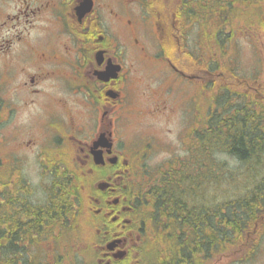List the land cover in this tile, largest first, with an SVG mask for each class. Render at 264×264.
Wrapping results in <instances>:
<instances>
[{"label":"flooded vegetation","instance_id":"obj_1","mask_svg":"<svg viewBox=\"0 0 264 264\" xmlns=\"http://www.w3.org/2000/svg\"><path fill=\"white\" fill-rule=\"evenodd\" d=\"M176 2L180 13L171 0H0V235L22 236L13 246L23 250L0 240V264H63L59 241L47 240L49 213L40 210L63 171L69 182L91 176L92 264H141V234L128 229L133 207L120 202V190L150 173L147 158L163 144L146 136L128 153V128L141 135L139 124L177 118L185 150L195 118L206 115L207 55L199 52L190 69L188 1ZM262 85L246 93L262 97ZM101 180L104 190L95 187ZM60 222L48 226L56 237Z\"/></svg>","mask_w":264,"mask_h":264},{"label":"trees","instance_id":"obj_2","mask_svg":"<svg viewBox=\"0 0 264 264\" xmlns=\"http://www.w3.org/2000/svg\"><path fill=\"white\" fill-rule=\"evenodd\" d=\"M187 1L185 13L196 16L193 9L206 10L197 19L223 28L238 5L264 7V0H209L214 5H207V0ZM171 3L180 13L179 3ZM195 51H190L189 65L194 71L200 62ZM213 54L208 53L203 65L205 102L208 98L205 121L199 123L195 118L199 128L191 130L183 155L154 169L155 182L143 177L120 190L121 198L125 197L120 202L133 207L128 229L141 234V264H209L236 248L249 252L252 237L264 233V95L238 92L243 85L236 81L241 77L236 66L222 68ZM66 173H57L59 178L40 208L49 213L47 239H56L48 227L55 219L66 222L68 217L83 214L93 223V246L97 226L88 205L94 189L84 185L80 175L66 181ZM207 189L218 199L206 201ZM21 237L0 235V240L12 245L16 254L23 252L13 246Z\"/></svg>","mask_w":264,"mask_h":264},{"label":"rangeland","instance_id":"obj_3","mask_svg":"<svg viewBox=\"0 0 264 264\" xmlns=\"http://www.w3.org/2000/svg\"><path fill=\"white\" fill-rule=\"evenodd\" d=\"M207 1V5H214L213 2L210 3L209 0ZM216 2L218 4V1ZM193 11L196 16H190L191 23L188 27L187 39L190 50L193 51L197 49L195 51L197 55L199 52L204 53L203 55L207 54L204 50H200L199 39H201L208 53L210 55L214 53L213 57L217 58L222 68L236 66V71L241 76L238 80L236 79V81L240 84L244 79L243 76L249 80L256 78L253 79L247 87L245 85L241 89L238 88V92L246 93L251 87H255L256 83H264V7L238 5L231 17L228 18L227 25H225L224 28L220 24H208L209 22L204 21V19L199 21L197 15L198 17L201 16L203 11L196 8L193 9ZM206 12L205 10L204 13L206 14ZM210 25L212 27H210ZM218 32L220 33V39H217L215 36ZM212 44L214 50L209 51V46L212 49ZM142 69L144 80L145 74L148 73V71L145 65L142 66ZM251 74H253V77ZM261 90L264 94V84L261 86ZM249 91L252 92L251 89ZM190 94L196 95V100L191 101V107L194 106V104L198 106V89L194 84H191ZM229 98L233 101L235 100L233 96ZM207 104L208 98L207 102H205V108ZM143 105H146V103L144 102ZM202 108L204 109V105H202ZM130 126L132 128V125ZM181 127L182 124L176 118L172 122L160 121L139 124V126L135 128V132L143 133L141 135H132L133 128H128V137L125 139L128 153L135 145H143L147 140L146 136H150L151 139L158 140L163 144L160 146L162 149L157 150V152L148 157L146 161L152 172L149 179H152L154 182L158 179L157 174H153L154 167L157 166V164L183 155V145L180 144V137L182 134ZM186 127L188 128V126ZM195 128H199L198 124ZM230 162L234 167L233 162L231 160ZM24 171L25 172H21V175L26 177V169ZM90 177V174L87 173L84 178V185H89L91 180ZM51 188L52 186L50 184L48 190L50 191ZM221 190L222 188H220L218 196H220ZM215 198L218 199L217 196L211 193L210 189H207L205 200L212 201L213 199L216 200ZM58 227H60L58 233V239L60 241L58 245L61 246V260L63 264H92L95 259L94 247L90 242V239L93 238V233H91L92 222L88 221L86 216L81 214V216L68 217L66 222L61 220ZM48 240L50 239L48 238ZM45 250L47 251V248ZM29 254L34 253L29 252ZM237 256V258L231 261L228 259V262L225 260L218 261V264H264V235L260 236L259 242L255 248V253L253 255L250 253L247 260L239 262L242 261L243 258L240 257V255ZM238 258L239 261H237Z\"/></svg>","mask_w":264,"mask_h":264},{"label":"water","instance_id":"obj_4","mask_svg":"<svg viewBox=\"0 0 264 264\" xmlns=\"http://www.w3.org/2000/svg\"><path fill=\"white\" fill-rule=\"evenodd\" d=\"M94 161H95L96 163H100V162H101V157H100L99 154L94 153ZM112 161H113V159H112ZM107 186H108V183H107V182H104V181H100V182H98V184H97V187L100 188V189H104V188L107 187ZM116 201H117V199L114 200V202H116ZM111 246H112V242H111L110 244H108V248H111ZM119 256L121 257L122 254L119 253Z\"/></svg>","mask_w":264,"mask_h":264}]
</instances>
